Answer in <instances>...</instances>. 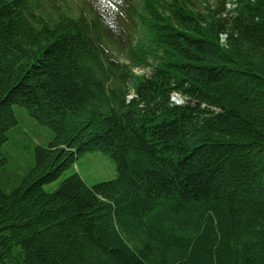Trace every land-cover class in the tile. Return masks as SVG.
Returning a JSON list of instances; mask_svg holds the SVG:
<instances>
[{
	"label": "trees",
	"instance_id": "1",
	"mask_svg": "<svg viewBox=\"0 0 264 264\" xmlns=\"http://www.w3.org/2000/svg\"><path fill=\"white\" fill-rule=\"evenodd\" d=\"M16 105L54 138L0 264H264V0H0V153ZM92 151L115 178L44 189Z\"/></svg>",
	"mask_w": 264,
	"mask_h": 264
},
{
	"label": "rangeland",
	"instance_id": "2",
	"mask_svg": "<svg viewBox=\"0 0 264 264\" xmlns=\"http://www.w3.org/2000/svg\"><path fill=\"white\" fill-rule=\"evenodd\" d=\"M201 1L195 0V5L200 7ZM172 98L177 102L180 100L177 95ZM14 109L19 121L9 131L8 139L3 143L0 153V188L6 191L17 186L34 165L35 147L46 146L54 138V131L33 118L26 108L16 105ZM74 172L79 173L89 185L111 180L117 176L112 157L100 151L86 152L78 157L74 166L63 172L59 179L44 184V189L54 190L59 181Z\"/></svg>",
	"mask_w": 264,
	"mask_h": 264
},
{
	"label": "bare ground",
	"instance_id": "3",
	"mask_svg": "<svg viewBox=\"0 0 264 264\" xmlns=\"http://www.w3.org/2000/svg\"><path fill=\"white\" fill-rule=\"evenodd\" d=\"M229 1V0H228ZM231 1V0H230ZM233 2H234V0H233ZM232 6H234V5H232ZM231 5H229L228 7H232ZM234 8H235V6H234ZM234 8L231 10V14L230 15H232L233 13H234ZM227 9V8H226ZM224 14H226V11H225V13ZM222 43V42H221ZM224 44V43H223Z\"/></svg>",
	"mask_w": 264,
	"mask_h": 264
}]
</instances>
